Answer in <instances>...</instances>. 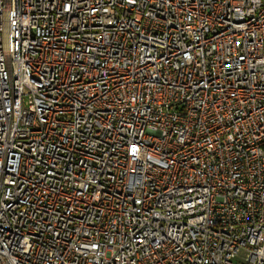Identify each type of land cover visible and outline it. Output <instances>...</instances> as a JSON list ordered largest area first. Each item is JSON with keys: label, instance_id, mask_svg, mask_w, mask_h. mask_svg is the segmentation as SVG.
<instances>
[{"label": "built area", "instance_id": "built-area-1", "mask_svg": "<svg viewBox=\"0 0 264 264\" xmlns=\"http://www.w3.org/2000/svg\"><path fill=\"white\" fill-rule=\"evenodd\" d=\"M0 264H264V0H0Z\"/></svg>", "mask_w": 264, "mask_h": 264}]
</instances>
